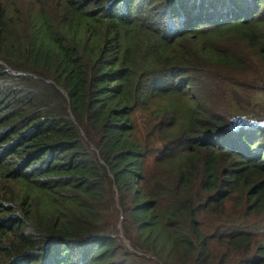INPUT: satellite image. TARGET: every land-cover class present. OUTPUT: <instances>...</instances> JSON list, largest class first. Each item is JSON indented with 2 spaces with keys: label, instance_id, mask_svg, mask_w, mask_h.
Segmentation results:
<instances>
[{
  "label": "trees",
  "instance_id": "1",
  "mask_svg": "<svg viewBox=\"0 0 264 264\" xmlns=\"http://www.w3.org/2000/svg\"><path fill=\"white\" fill-rule=\"evenodd\" d=\"M263 81L264 0H0V264H264Z\"/></svg>",
  "mask_w": 264,
  "mask_h": 264
},
{
  "label": "rangeland",
  "instance_id": "2",
  "mask_svg": "<svg viewBox=\"0 0 264 264\" xmlns=\"http://www.w3.org/2000/svg\"><path fill=\"white\" fill-rule=\"evenodd\" d=\"M261 86H263V92H261V94H260V97H259L260 100H259V102H261V104L264 106V81L262 83L259 82L258 87H261ZM229 212H231V209L228 207L227 208V211H226V214H225V217L227 216V214ZM125 243H126L127 246H129L126 241H125Z\"/></svg>",
  "mask_w": 264,
  "mask_h": 264
}]
</instances>
